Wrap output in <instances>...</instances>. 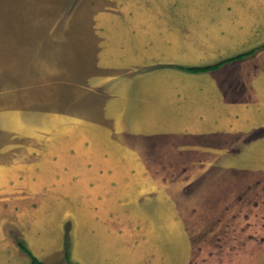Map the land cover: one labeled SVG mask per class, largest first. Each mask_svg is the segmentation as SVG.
<instances>
[{
    "label": "crops",
    "instance_id": "0c3cea01",
    "mask_svg": "<svg viewBox=\"0 0 264 264\" xmlns=\"http://www.w3.org/2000/svg\"><path fill=\"white\" fill-rule=\"evenodd\" d=\"M222 1L220 5L215 4L208 8L211 11L212 54L202 57L208 64L197 66L177 62L186 57L184 54L190 50V46H181L176 50L172 48L170 44L173 40H168L167 35H161L160 29L156 30L152 20L155 18V10L146 17H139L138 0H102L97 6L89 4L93 15L87 20L93 35L84 36V40L89 39L92 42L93 39V45H97L96 50L93 48L96 73L85 70L79 78L73 79L72 84L69 80L68 87L56 82L49 88L45 83L36 84L33 88L18 90L17 100L6 98V110L0 113V117L6 123V138L12 142L4 148L6 162H0V197L6 198V203L20 202L26 197L24 193H28V200L35 201L38 198L33 194V189H42L49 172L52 183L60 188L65 187L68 195L70 191L73 194L71 188H80L76 187L79 185L85 189L88 187L89 192L107 188V193H99L102 201L94 194L87 195L83 188L81 195L71 196L74 199L83 196L81 200L91 208L82 213V233L86 229L89 234L99 231L106 237H112L115 226L121 229L124 223L126 214L122 213L123 202L137 201L135 194L125 192H136L138 189V193L153 192L155 188L154 178L142 173L144 168L150 170L152 167L146 166V163L135 162L134 156L145 152L160 156L158 161H161L157 164L164 170L162 165H168L165 156L186 154L190 152L186 151L188 149H192L194 155H217L226 153L243 141L248 154H263L260 150L264 151V49L241 61L226 63L210 72L191 73L192 76H186L184 71L175 68L217 64L264 44V0ZM92 2L94 4V0ZM182 3L175 7L182 18L204 10L203 6ZM171 6L168 3L167 6L157 5V8L159 12H168ZM167 16L169 15L162 14V18ZM189 19L195 24L199 23L197 18ZM88 56L89 52L84 58ZM88 59L82 61V67L87 68L88 64L92 67L94 63H88ZM159 63L175 66L155 70L153 65ZM36 65V73L40 76L54 70V65L45 66L39 61ZM138 67H146V74L141 80L134 74ZM199 74H202L206 88L207 82L212 84L211 89L207 88V93L195 81ZM203 75L209 76L204 78ZM190 81H195L191 88L195 94L185 95ZM64 88L69 95L67 103L64 101ZM100 91L104 93L101 94ZM97 92L101 97L100 101L94 96ZM184 101L191 105H200L202 110L194 108L196 110L193 115L186 114L183 117L181 110L175 108L181 109ZM11 102L19 105L15 107ZM165 107L176 111L175 114L173 111L172 113L179 123L173 128L177 131L163 130L166 118L162 110ZM144 112L148 122L147 134L141 130L144 125L140 123L142 117L138 116ZM171 119L168 118V121ZM44 138L45 143L40 142ZM124 138L130 140L127 146L123 145ZM21 141L30 143L24 147L18 144ZM86 142H89L88 146ZM259 142H263L260 150L250 151L254 144L259 146ZM47 155H56L57 159L49 161ZM80 155L85 156L82 157V168L75 169L73 161ZM92 155H106L110 163L107 161L104 164L97 162L89 165ZM135 166L138 170L142 168V171L136 173ZM199 166L197 164L188 169L195 171ZM109 170L112 172L109 173ZM127 170L131 174L129 179L127 173L124 174ZM150 197L148 201L152 199V202H168L167 195ZM138 210L139 207L130 209L128 215L131 220L137 222L142 217ZM22 212H14L15 218H11V214L7 216L9 213L6 212L8 221L6 228H2L3 237L0 238V256L2 254L4 257L0 260L3 264H30V261L26 263L28 260L16 245L13 237V233H16L40 262L50 264L55 255L60 253V245L53 242L56 246H52L51 241H48L45 242L48 247L45 243L38 246L43 237V228L38 226L36 216ZM256 212L251 215L254 217L248 219L256 217L261 220L264 213ZM12 219H16L13 226L10 224ZM76 224L75 228L78 229L79 223ZM213 226L212 231L208 228L202 232L198 230L200 235L198 231L188 232V239H182L183 243H187L181 246V249L187 250L183 255L184 264H204L203 258L208 259L206 262L209 264H220L222 246L215 241L218 238L215 227L219 231L220 222H214ZM246 226L248 227L247 224ZM29 227L32 230L28 232ZM251 229L249 226L245 230L248 238L253 233ZM256 229L258 233L264 234L263 224L260 223ZM194 235H209L210 241L206 243L199 239L195 243L192 239ZM77 239H72L74 250L84 245L76 244ZM251 241L249 238L245 244L237 242L235 248L229 250L228 263L257 264L259 253L263 255L264 243L261 239L254 246ZM210 251L211 255L207 253ZM73 259L75 261V257ZM79 261V264H86L84 259Z\"/></svg>",
    "mask_w": 264,
    "mask_h": 264
},
{
    "label": "rangeland",
    "instance_id": "374dc122",
    "mask_svg": "<svg viewBox=\"0 0 264 264\" xmlns=\"http://www.w3.org/2000/svg\"><path fill=\"white\" fill-rule=\"evenodd\" d=\"M84 1H86V5H84ZM138 2L139 17H146L155 10V18L152 20L157 27L156 30L160 29L161 35H167L168 40H173L170 44L172 48L176 50L181 46L184 48L186 45L190 46V50L185 54L182 49L186 57L178 60V63L188 66L208 64L207 60L202 58L211 55L213 48L211 11L208 8H211V5H220L222 0H138ZM182 2L203 6L204 10L182 18L175 10L179 4H183ZM101 3L102 0H94V4L92 0H0V113L6 110V98L17 100L19 98L17 91L20 89L33 88L36 84L44 83L49 88L55 82L56 84L63 83L64 87H68V81L70 80V84H72L73 79L79 78L85 70L88 73H96L93 48L95 47L96 50L97 45H93V39L92 42L88 41V38V40H84V36L93 35L87 20L93 15L92 7L89 4L97 6ZM168 3L172 5L168 12L158 11L157 5L167 6ZM163 13L169 16L162 18ZM189 18H197L199 23L195 24ZM87 52H89V56L84 58ZM90 56L91 58L88 59ZM84 59H88L90 64L94 63L92 67L89 64L87 68L82 67ZM37 61L40 64L44 63L45 66L54 65V70L40 76L36 73ZM153 66L155 70H160V68H171L175 65L159 63ZM177 67L175 66V68ZM136 70H134V74L138 75L137 78L145 76L146 67H138ZM183 73L186 76H192L186 71ZM201 75H196L195 81L203 86L207 93V88L211 89L212 84L207 82L206 88V84L203 82L205 80ZM208 76L203 75L204 78H208ZM195 81L189 82V89L184 93L185 95L195 94V91L191 89ZM63 93L64 101L67 103L69 95L66 88ZM63 93L61 92V94ZM100 93L102 94L104 91H100ZM94 96L96 100L100 101L101 97L98 92L94 93ZM11 103L15 107L19 105L16 102ZM142 107H140L141 110ZM194 108L200 109L201 106L191 105L184 101L181 109H175L181 110L184 117L186 114L193 115L196 110ZM208 110L210 108L206 111ZM162 111L166 118L163 130L166 132L168 129L177 131V129H173L179 124L176 117H173V113L175 114L176 111L166 107ZM145 112L148 113V108ZM145 112L138 116L142 117L140 123L144 125L141 130L147 134L148 122ZM138 116L136 117L138 118ZM168 118H172L171 121H168ZM4 131H6V123L4 124L3 118L0 117V162H6L4 148H6V144L12 142L6 138ZM45 139L40 142L45 143ZM125 139L123 145L127 146L130 140ZM28 143L30 142H18L24 147H27ZM86 144L88 146L89 142ZM259 144V146L254 144L250 151L260 150L263 142H259ZM186 151L190 152L165 156L168 159V165H162L164 170H161L157 164L161 161H158L160 156L149 155L145 151L144 154L134 156L135 162L146 163V166L152 167L150 170L144 168L142 171V168L138 170L135 166L136 173L142 171L144 176L151 175L154 178L155 188H153V192L138 193L139 189L136 192H125L135 194L137 201L136 203L132 202L133 200L130 203L123 202L122 213L126 214L123 226L119 229L116 225V233L113 230V236H109L110 238L99 231L89 234L86 233V229H83L84 234L82 233L81 223L84 222L82 213L88 212L91 208L88 203L86 205L81 200L83 196L77 199L71 196L81 195L83 188L87 195L94 194L98 200L102 201L99 193H107V188L103 187L101 190L89 192L88 187L85 189L84 186L79 185L76 187L80 188H71L73 194L69 190L68 195L65 193V187L60 188L55 185L56 183H52L50 172L42 189H33L35 191L33 194H36L38 198L35 201L28 200V193H24L26 197L20 202L6 203V198L0 197V238L3 237L2 228H6V221H8L6 212L9 213L7 216L12 215L11 218H15L14 212L23 211V214L36 216L35 220H37L38 226L43 228V237L41 242H38V246L48 241H51L52 246H56L53 242L60 245V253L55 255L50 264H79V259H84L86 264H184L183 255L187 250L181 249V246H185L187 243H183L182 239H188V232L195 233L198 230L202 232L206 228L210 231L214 230L213 224L216 221H219L221 226L219 231L215 227V235H218L215 241L220 242L222 246L220 264H229L227 259L230 254L229 250L232 251L237 242L245 244L251 238L252 244L260 243L261 239L264 243V234L258 233L256 229L260 223L264 226V214L261 220L256 217L252 220L248 219L254 217L251 215L256 211V214L264 213V153L252 152L248 154L243 141L237 147L227 150L226 153L217 155L201 156L192 154V149ZM260 151L264 152L263 149ZM82 157L85 156L75 157L73 161L75 163L73 164L76 165L75 169L82 168ZM90 157L89 165L97 162L104 164L108 161L106 155ZM92 158L103 161H93ZM47 159L54 161L57 157L56 155H47ZM108 163L110 162L108 161ZM197 164L200 165L199 169L204 170H189ZM53 172L58 174L57 171ZM110 172L112 171L109 170ZM126 173L127 179H129L130 171L127 170L124 174ZM162 195L168 196V202L147 200L151 198L150 196ZM135 207H139L138 212L142 214L137 222L131 220L128 215L130 209ZM96 209L98 208L96 207ZM26 221H30V219H26ZM13 222H16V219L11 220L12 226ZM76 222L79 223L78 229H76ZM249 226L252 227L253 233L248 238V235H245V230ZM31 230L32 228L29 227L28 232ZM88 231L92 232L93 230ZM13 237L16 245L18 242L23 244L33 255L16 233H13ZM76 238H78L76 244L84 243L85 247L83 245L74 250L72 239ZM192 239L195 243L199 239L206 243L210 241L209 235L207 237L194 235ZM46 247H48L47 244ZM207 253L212 254L211 251ZM23 254L28 260L26 263H29L28 256ZM262 254L261 256L259 253L256 259L257 264H264V250ZM3 257L1 254L0 259L3 260ZM202 260H204V264H209L206 262L208 259L203 258ZM0 264H3L1 260Z\"/></svg>",
    "mask_w": 264,
    "mask_h": 264
},
{
    "label": "trees",
    "instance_id": "16d2710c",
    "mask_svg": "<svg viewBox=\"0 0 264 264\" xmlns=\"http://www.w3.org/2000/svg\"><path fill=\"white\" fill-rule=\"evenodd\" d=\"M262 49H264V44H262L261 46L255 48V49H252L246 53L239 54L233 58L221 61L217 64L202 66V67H180V66H178L177 68L180 70H184L188 73H194V74L210 72V71H214V70L218 69L219 67H221L222 65H224L226 63L241 61L245 58L251 57L256 52H258ZM17 246L23 253H25L28 256V258L30 260V264H44V263L40 262L37 258H35L23 244L18 242Z\"/></svg>",
    "mask_w": 264,
    "mask_h": 264
}]
</instances>
